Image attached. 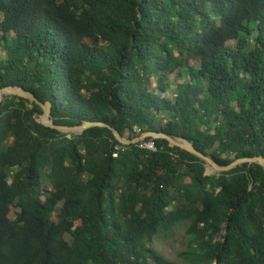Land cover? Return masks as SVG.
Returning <instances> with one entry per match:
<instances>
[{"label":"trees","instance_id":"16d2710c","mask_svg":"<svg viewBox=\"0 0 264 264\" xmlns=\"http://www.w3.org/2000/svg\"><path fill=\"white\" fill-rule=\"evenodd\" d=\"M0 46V89L56 125L264 157V0H0ZM43 113L1 101L0 264H264L261 164ZM181 224L176 261L152 240Z\"/></svg>","mask_w":264,"mask_h":264},{"label":"water","instance_id":"95a60500","mask_svg":"<svg viewBox=\"0 0 264 264\" xmlns=\"http://www.w3.org/2000/svg\"><path fill=\"white\" fill-rule=\"evenodd\" d=\"M7 95H18L20 97H24V98H28L31 99L32 101H36L37 103H39L40 105H42V107L44 108V113L41 114L37 120L41 123H43L44 125L56 128L62 132H66V133H75V134H81L84 130H86L89 127L92 126H107L109 127L115 137L122 143V144H131V143H137L142 139H145L148 136H152V137H162V138H166L169 142H171L174 145H177L195 155H197L198 157H200L201 159H203L206 162V166H210L213 169H215V171L217 173L222 172V171H227L230 170L234 167H236L237 165L244 163V162H257L259 164H261L264 167V157L262 156H254V157H240V158H236L235 160H233L231 163H229L228 165H220L219 163L216 162V160L211 156V155H206L204 153H202L200 150H198L194 144L189 141L186 138L180 137V136H172L169 135L167 133H163V132H154V131H149V132H144L143 134H141L140 136L133 138V139H128L124 136H122L119 131L117 129H115L113 126L105 123V122H100V121H88L85 120L83 121L82 124L79 125H73V126H60V125H56L53 122V119L51 118V103L48 101L46 103H42L39 101V99L31 92H29L28 90H26L25 88H23L22 86H5L3 88L0 89V105H1V101L4 99L5 96ZM206 173L209 174L208 169L206 168ZM211 174V173H210ZM225 230V227H224Z\"/></svg>","mask_w":264,"mask_h":264},{"label":"rangeland","instance_id":"374dc122","mask_svg":"<svg viewBox=\"0 0 264 264\" xmlns=\"http://www.w3.org/2000/svg\"><path fill=\"white\" fill-rule=\"evenodd\" d=\"M207 169L209 174L216 173L215 169H213L210 166H207ZM14 212L15 210H12L10 213V216L12 218H14ZM188 241H189V237L186 234V225L181 224L176 226L167 233H163L155 236L152 240V245L165 257L176 261H183L182 257L180 256V253L186 250Z\"/></svg>","mask_w":264,"mask_h":264},{"label":"built area","instance_id":"2783aa9c","mask_svg":"<svg viewBox=\"0 0 264 264\" xmlns=\"http://www.w3.org/2000/svg\"><path fill=\"white\" fill-rule=\"evenodd\" d=\"M134 129L136 132H141V129L138 126H136ZM142 146L146 147L148 149H151V150H157V147H156L154 141H152V140L145 142ZM116 148L118 149L119 147H116ZM114 155H117V154L115 153Z\"/></svg>","mask_w":264,"mask_h":264},{"label":"bare ground","instance_id":"6f19581e","mask_svg":"<svg viewBox=\"0 0 264 264\" xmlns=\"http://www.w3.org/2000/svg\"><path fill=\"white\" fill-rule=\"evenodd\" d=\"M1 47V46H0ZM52 62V61H51Z\"/></svg>","mask_w":264,"mask_h":264}]
</instances>
